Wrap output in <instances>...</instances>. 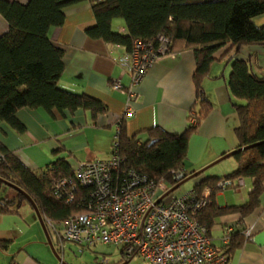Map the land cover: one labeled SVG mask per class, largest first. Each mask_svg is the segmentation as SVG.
<instances>
[{
	"label": "trees",
	"instance_id": "1",
	"mask_svg": "<svg viewBox=\"0 0 264 264\" xmlns=\"http://www.w3.org/2000/svg\"><path fill=\"white\" fill-rule=\"evenodd\" d=\"M78 1L81 0H27L25 3L0 0V14L8 25L0 35V121L19 132L24 127L15 113L22 107L43 108L47 112L64 109L72 112L82 108L89 110L93 117L105 110L99 100L70 93L57 84L64 69L63 50L50 41L48 31L61 26L63 8ZM87 1L95 16L94 25L86 28L90 37L120 44L129 50L134 38L157 45V36L164 34L168 38V53L191 48L195 59L193 81L198 109L188 116L187 128L181 133H170L153 126L140 141L135 134L127 135L122 120L118 146L122 170L131 168L153 179L164 177L169 187L175 184L169 171L184 170L188 136L211 109L201 85L202 78L214 61L225 58L230 63L227 87L239 117L236 128L239 147L260 143L234 153L237 165L230 173L204 177L192 187L198 195L205 186L210 188L211 201L197 213L196 219L206 226L209 234L218 215L235 211L243 217L252 211L264 188V77L255 74L236 54L244 45H264V25L257 26L253 21L264 14V0ZM115 19L123 21L124 32L113 29ZM222 48L223 53L216 57ZM191 118L195 123L190 122ZM0 154L3 155L0 177L32 198L46 226H49L47 220L62 221L81 211L77 199L67 203L53 193L58 178L74 175L65 158H57L43 169L33 171L1 144ZM189 174L185 172V176ZM244 177L253 179L245 203L220 207L214 202L217 192L229 188L218 186L222 179H230V188H234L233 180ZM12 191L11 199H0L2 209L11 202L18 206L25 200L22 194ZM244 232L241 235L238 230L232 231L228 241L216 248L225 256L226 263L231 251L240 244L236 241L243 240Z\"/></svg>",
	"mask_w": 264,
	"mask_h": 264
},
{
	"label": "crops",
	"instance_id": "2",
	"mask_svg": "<svg viewBox=\"0 0 264 264\" xmlns=\"http://www.w3.org/2000/svg\"><path fill=\"white\" fill-rule=\"evenodd\" d=\"M16 1L25 3L27 0ZM63 13V24L48 31L50 41L63 50L64 69L58 87L95 98L105 110L93 117L89 110L82 108L72 112L67 109L47 112L43 108L22 107L15 115L23 131L0 121V144L6 150L14 152L33 171L61 157L73 170L80 162L109 157L112 137L122 120L127 135L135 134L140 141L153 126L170 133H181L187 128L188 116L198 109L191 48L161 55L141 82L132 86L128 71L124 72L118 62L127 48L87 35L86 28L95 23L89 1L69 4L63 8ZM253 21L257 26L264 25V14ZM7 27V21L0 14V35ZM113 29L124 32L123 21L115 19ZM223 51L224 48L220 49L215 56L219 58ZM236 57L246 61L255 74L264 77V45H244ZM229 71L230 63L225 58L218 59L201 81L211 109L188 136L183 168L187 174L206 169L190 179L191 188L204 177L226 175L237 165L233 155L215 162L222 154L239 147L236 135L239 117L227 87ZM116 82L124 91L113 88ZM127 108L129 114L125 113ZM233 182L234 188L214 195L218 206L241 205L247 201L253 179L244 177ZM13 196L8 192L0 199L8 200ZM258 200V205L243 217L238 212L228 211L214 218L209 236L215 248L223 244L225 228L239 233L245 230L243 240L236 241L240 244L231 251L226 264H264V188ZM46 230L52 242L56 234L50 226H46ZM53 246L55 249L56 244ZM0 264H59L26 199L18 206L11 202L5 209L0 204Z\"/></svg>",
	"mask_w": 264,
	"mask_h": 264
},
{
	"label": "built area",
	"instance_id": "3",
	"mask_svg": "<svg viewBox=\"0 0 264 264\" xmlns=\"http://www.w3.org/2000/svg\"><path fill=\"white\" fill-rule=\"evenodd\" d=\"M168 38L157 36V45L134 38L129 50L118 62L128 71L130 83L141 82L154 61L167 54ZM113 88L124 91L119 82ZM129 109H126L129 114ZM195 123V119H190ZM119 126L112 137L110 155L78 163L71 178L61 177L53 185V193L64 202L77 199L82 207L62 221L47 223L57 235L59 243L70 241L82 247L97 243L120 248L122 261L138 256L146 264H226V258L211 242L205 225L196 219L197 213L210 201V188L201 194L191 188L168 200L157 199L169 188L164 177L153 179L145 173L128 168L122 170L118 153ZM3 155L0 154V162ZM185 176L182 169L170 170L171 180L178 182ZM218 186L231 187L224 178ZM230 227L223 232L228 241Z\"/></svg>",
	"mask_w": 264,
	"mask_h": 264
},
{
	"label": "rangeland",
	"instance_id": "4",
	"mask_svg": "<svg viewBox=\"0 0 264 264\" xmlns=\"http://www.w3.org/2000/svg\"><path fill=\"white\" fill-rule=\"evenodd\" d=\"M230 158V160H233L232 157ZM191 186L192 182L189 179L169 194L165 200H168L172 196H179L186 193L191 189ZM8 192L14 194L10 187L1 184L0 196L5 195ZM57 240V236L53 235L52 242L57 246V248L55 246L57 254L61 258V261L67 264H112L121 259L120 248L116 245L97 243L90 247H82L70 241L64 240L59 243V240ZM127 264H146V262L140 257L135 256L129 260Z\"/></svg>",
	"mask_w": 264,
	"mask_h": 264
},
{
	"label": "water",
	"instance_id": "5",
	"mask_svg": "<svg viewBox=\"0 0 264 264\" xmlns=\"http://www.w3.org/2000/svg\"><path fill=\"white\" fill-rule=\"evenodd\" d=\"M258 143H260V142H257V143H254V144H250V145H247V146H244V147H238V148H236V149H234V150H231L230 152H227V153H224V154H222L215 162H217V161H220L221 159H224V158H226V157H228V156H231V155H233L234 153H236V152H238V151H241V150H243V149H246V148H248V147H251V146H253V145H256V144H258ZM206 169V167H203V168H201L200 170H198V171H195V172H193V173H191V174H189V175H187V176H185L183 179H181L180 181H178V182H176L174 185H172L171 187H169L158 199H157V201L156 202H160V200L161 199H163L164 197H166V196H168L169 194H171L176 188H178L182 183H184L185 181H187V180H189V179H191V178H193V177H195V176H197L199 173H201V172H203L204 170ZM0 183L1 184H5L6 186H8V187H10V188H12V189H14V190H16L17 192H19L20 194H22L23 196H24V198L27 200V202L32 206V208H33V210H34V212H35V214H36V216H37V219H38V221H39V223H40V225H41V227H42V229H43V231H44V233H45V236H46V241H47V244L49 245V247H50V249H51V251H52V253L56 256V259H57V261L59 262V264H67V263H65V262H61V258L58 256V254L56 253V250L54 249V246H53V244H52V242H51V240H50V238H49V235H48V233H47V230H46V226H45V221H44V219H43V217L41 216V214H40V212H39V210H38V208H37V206H36V204H35V202L32 200V198L23 190V189H21L20 187H18L17 185H15V184H13V183H11V182H9V181H7V180H5V179H3V178H1L0 177ZM127 260H124V261H122V262H120V263H118V264H127Z\"/></svg>",
	"mask_w": 264,
	"mask_h": 264
}]
</instances>
